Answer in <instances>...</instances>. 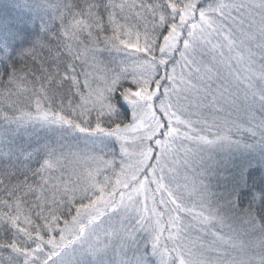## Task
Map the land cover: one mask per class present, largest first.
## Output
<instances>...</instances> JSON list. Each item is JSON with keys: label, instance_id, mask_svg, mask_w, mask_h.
Segmentation results:
<instances>
[{"label": "snow or ice", "instance_id": "1", "mask_svg": "<svg viewBox=\"0 0 264 264\" xmlns=\"http://www.w3.org/2000/svg\"><path fill=\"white\" fill-rule=\"evenodd\" d=\"M0 264H264V0H0Z\"/></svg>", "mask_w": 264, "mask_h": 264}]
</instances>
